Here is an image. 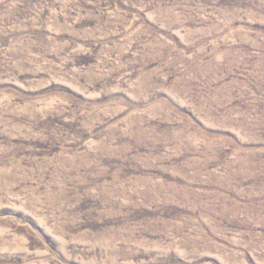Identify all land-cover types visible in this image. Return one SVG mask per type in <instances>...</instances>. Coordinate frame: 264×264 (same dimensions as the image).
<instances>
[{"label":"rangeland","instance_id":"rangeland-1","mask_svg":"<svg viewBox=\"0 0 264 264\" xmlns=\"http://www.w3.org/2000/svg\"><path fill=\"white\" fill-rule=\"evenodd\" d=\"M0 264H264V0H0Z\"/></svg>","mask_w":264,"mask_h":264}]
</instances>
